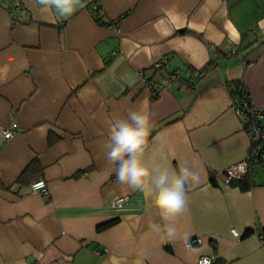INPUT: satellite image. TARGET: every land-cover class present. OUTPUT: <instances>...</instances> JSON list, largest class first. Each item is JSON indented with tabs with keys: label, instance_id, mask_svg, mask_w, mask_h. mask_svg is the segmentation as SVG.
I'll use <instances>...</instances> for the list:
<instances>
[{
	"label": "crops",
	"instance_id": "0c3cea01",
	"mask_svg": "<svg viewBox=\"0 0 264 264\" xmlns=\"http://www.w3.org/2000/svg\"><path fill=\"white\" fill-rule=\"evenodd\" d=\"M31 5L0 0V264H264V160L247 190L214 177L250 152L227 83L241 80L264 110V0H99L63 20ZM172 72L188 85L161 87ZM143 101L148 158L162 146L157 162L194 163L200 176L173 239L150 229L164 223L151 199L105 160L109 121ZM38 179L48 195L30 190ZM115 195L128 196L120 208ZM195 235L203 242L186 248Z\"/></svg>",
	"mask_w": 264,
	"mask_h": 264
},
{
	"label": "clouds",
	"instance_id": "9594fccd",
	"mask_svg": "<svg viewBox=\"0 0 264 264\" xmlns=\"http://www.w3.org/2000/svg\"><path fill=\"white\" fill-rule=\"evenodd\" d=\"M88 0H32L38 11L52 13L57 19H69L87 6ZM152 113L147 101L126 116L109 121V134L103 144L105 160L112 166L117 182L132 191H141L151 203L163 225L157 221L149 224L151 230L166 232L170 239L179 233L176 221L184 214L189 203V191L200 181L196 165L182 162L178 168L157 162L166 159L163 147L147 156L152 130Z\"/></svg>",
	"mask_w": 264,
	"mask_h": 264
},
{
	"label": "built area",
	"instance_id": "2783aa9c",
	"mask_svg": "<svg viewBox=\"0 0 264 264\" xmlns=\"http://www.w3.org/2000/svg\"><path fill=\"white\" fill-rule=\"evenodd\" d=\"M98 2L99 0H88L87 3L88 9L91 12H95ZM230 51L231 52L236 51L234 46L231 45ZM166 62L167 59L165 56H163L152 64L151 69L152 70L159 69L163 67L164 64H166ZM143 73L144 72H141L142 79L149 84V81L147 80L146 77L143 76ZM173 81L178 82L183 87L188 85V83L184 79H182L179 73L172 72L160 80V86L166 87ZM150 95L152 97H157L158 87L151 88ZM232 108L243 122L244 130L250 140V149L252 148V146H254L259 142L264 143V122H262L264 121V110L253 106L252 103L248 104L246 98L245 99L232 98ZM3 135L5 138H7L11 135V131L6 129L3 131ZM261 157L264 158V151H262ZM252 161H253L252 157L248 153V156H246L244 160L232 166H229L223 170H218L215 173V178L221 179L224 184H229L230 180L234 178L242 177L248 171ZM29 187L31 191L40 193L42 195H48L49 193L46 182L43 179H38L31 182ZM127 198H128L127 195H115L110 200V206L112 208H120L126 202ZM230 232L234 238L239 239L242 236L234 228H232ZM204 237H205L204 235L190 236L184 239V246L188 249L195 248L203 242ZM258 238L261 244H264V232L259 233ZM215 258H216L215 255H200L196 260V264H214Z\"/></svg>",
	"mask_w": 264,
	"mask_h": 264
},
{
	"label": "trees",
	"instance_id": "16d2710c",
	"mask_svg": "<svg viewBox=\"0 0 264 264\" xmlns=\"http://www.w3.org/2000/svg\"><path fill=\"white\" fill-rule=\"evenodd\" d=\"M97 7H98V5H97ZM97 7L95 9V12H97V10H98ZM95 16H96V20L101 22L100 17L97 14H95ZM184 33H192V31H190L186 28H182V29L176 30V32H175V34H184ZM236 52H237V50L235 52H231V53L236 54ZM165 65L166 64H164V66ZM212 66H213V61L210 60L200 73H203V72L209 70ZM227 87L229 89V92H230L232 98H235V99H243V98L245 99L246 98V100L248 101V104L249 103L251 104L249 92L245 88V86L243 85L241 80L230 81L227 83ZM154 98H156V97H152V99H154ZM57 139H58L57 136L50 134L48 137V143H53ZM262 151H264V143L259 142V143L255 144L254 146H252V148L250 149L249 155H251L253 161L251 162L248 171L242 177L234 178V179L230 180L229 181L230 185L238 186L242 190H247L251 187V185H252V180L250 177L251 176V170L255 164L264 160V158L261 157ZM37 166H38V163L36 161H32L26 167V169L23 171L22 175L23 174L25 175L28 171H30L31 169H33ZM214 177L212 176L210 178L213 183H215V180H216Z\"/></svg>",
	"mask_w": 264,
	"mask_h": 264
}]
</instances>
